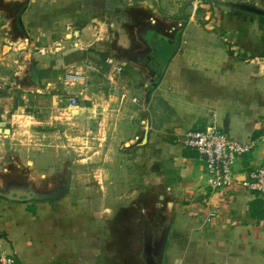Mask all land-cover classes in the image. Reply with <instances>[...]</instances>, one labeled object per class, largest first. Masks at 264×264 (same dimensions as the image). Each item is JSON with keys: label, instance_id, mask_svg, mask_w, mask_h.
<instances>
[{"label": "crops", "instance_id": "obj_1", "mask_svg": "<svg viewBox=\"0 0 264 264\" xmlns=\"http://www.w3.org/2000/svg\"><path fill=\"white\" fill-rule=\"evenodd\" d=\"M26 66L41 90L77 101L67 107L77 144L87 136L95 152L74 149L55 199L0 194V257L145 264L147 230L161 220L163 264H264L258 194L212 190L204 161L182 144L197 130L264 135V0H0V82ZM263 162L259 143L236 163L237 182Z\"/></svg>", "mask_w": 264, "mask_h": 264}, {"label": "rangeland", "instance_id": "obj_2", "mask_svg": "<svg viewBox=\"0 0 264 264\" xmlns=\"http://www.w3.org/2000/svg\"><path fill=\"white\" fill-rule=\"evenodd\" d=\"M21 71L25 74L5 76L0 82L1 130L14 131L12 138L5 131L0 133V194L18 202L37 201L43 196L57 198L70 178L67 165L72 166L78 158L74 149L84 147L92 154L95 146L89 144L87 136L82 138L86 145L77 144V118L70 113L68 101L61 102L56 89L41 90L34 76L27 75L31 67ZM87 132L81 130V134ZM56 152L61 159L55 157L49 167L43 166L40 157ZM52 182L62 188L50 190Z\"/></svg>", "mask_w": 264, "mask_h": 264}, {"label": "built area", "instance_id": "obj_3", "mask_svg": "<svg viewBox=\"0 0 264 264\" xmlns=\"http://www.w3.org/2000/svg\"><path fill=\"white\" fill-rule=\"evenodd\" d=\"M195 1L198 3L199 0ZM117 72L121 73L122 67L117 68ZM68 79L76 82L81 77L69 76ZM71 106H77V101L73 100ZM259 143L264 144V135L257 140L239 142L216 130L189 131L182 138L183 146L196 151L204 161L210 174L209 185L212 190L230 189L239 184L258 194L264 215V162L251 170L242 181L237 182L233 173L238 160L252 153ZM0 264H15V259L3 255Z\"/></svg>", "mask_w": 264, "mask_h": 264}, {"label": "water", "instance_id": "obj_4", "mask_svg": "<svg viewBox=\"0 0 264 264\" xmlns=\"http://www.w3.org/2000/svg\"><path fill=\"white\" fill-rule=\"evenodd\" d=\"M238 7L240 9H244L255 13H262L256 8H251L245 4L239 5ZM5 133L10 134V130L6 129ZM55 198L56 197L54 198L52 197V199ZM160 223L161 220L157 225H155L154 228L155 229L156 227L158 228L157 230H155L154 234H152L150 228L147 230V234H146L147 236H146L145 248H144L145 255L143 256L145 264H163L165 249L169 238L170 226L162 227ZM153 236H155L154 239Z\"/></svg>", "mask_w": 264, "mask_h": 264}]
</instances>
